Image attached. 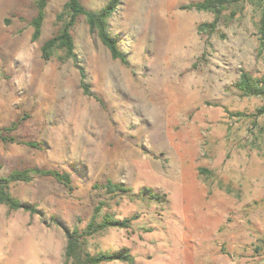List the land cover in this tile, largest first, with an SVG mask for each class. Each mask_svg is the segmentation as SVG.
<instances>
[{
	"label": "rangeland",
	"instance_id": "rangeland-1",
	"mask_svg": "<svg viewBox=\"0 0 264 264\" xmlns=\"http://www.w3.org/2000/svg\"><path fill=\"white\" fill-rule=\"evenodd\" d=\"M34 1L0 0V130L19 121L17 140L39 145L0 141V176L56 169L71 176L72 190L50 177L10 186L43 215L0 205V264H65V230L84 229L100 202L117 219H136L88 239L91 254L127 249L134 264H264V114L256 115L264 99L234 88L241 70L264 78V0L224 11L210 38L197 27L213 15L181 9L202 0H119L109 31L130 68L80 18L77 61L97 99L83 94L72 60L41 57L67 0L49 1L38 41ZM109 1L82 3L99 10ZM107 181L131 192L109 199L99 188ZM144 188L160 199L141 197Z\"/></svg>",
	"mask_w": 264,
	"mask_h": 264
},
{
	"label": "trees",
	"instance_id": "trees-1",
	"mask_svg": "<svg viewBox=\"0 0 264 264\" xmlns=\"http://www.w3.org/2000/svg\"><path fill=\"white\" fill-rule=\"evenodd\" d=\"M50 0H35V16L31 20L32 40L38 41L42 34V26L45 20V11ZM250 0H202L193 2L181 7L183 10L207 12L213 15L211 22H205L197 27L199 34L206 35L210 38L217 34L218 27L223 23V12L236 8L239 4ZM119 4V0H110L99 10H89L84 7L82 0H67L61 11L56 15L55 26L56 33L49 39L45 40L40 48L41 57L45 61L56 59L60 63H65L72 60L79 73V85L83 94L88 97L97 99V96L92 92L90 84L87 82L85 70L79 65L76 56V47L73 37V30L76 27L80 18L85 20L89 30L94 33L101 44L108 50L110 56L114 60H118L126 68H130L128 56L119 48L118 40L109 31V19L113 16ZM260 18L257 25L260 52H264V6L260 7ZM236 13L233 12L232 15ZM234 88L243 97H256L264 99V78L259 79L250 75L245 70H241ZM264 114V105L259 108L256 115ZM235 116L244 117L243 114ZM20 122L12 123L10 126L0 130V141L4 143H18L30 148L37 149L39 145L35 142H19L14 135L18 129ZM53 178L60 185L64 186L69 191L72 190L71 176L56 169H43L38 167L27 168L24 170L14 171L8 176H0V205H4L11 211H22L30 215L42 216L43 213L36 206L29 203H24L15 198L9 191L11 185L19 183H30L35 178ZM104 190L109 199L129 195L131 190L121 183L107 181L99 186ZM141 197L147 200L157 201L160 199L159 194L151 189L144 188L140 192ZM106 207L105 202H100L97 205L86 227L82 230L73 228L65 230L66 247L64 251L65 264H109L112 262H122L126 264H134V258L127 249L116 250L111 253H96L91 254L87 251L88 239L94 238L111 229H129L132 222L136 219L135 216L126 219H117L108 212H103ZM53 225L61 227L62 223L55 218H50Z\"/></svg>",
	"mask_w": 264,
	"mask_h": 264
}]
</instances>
